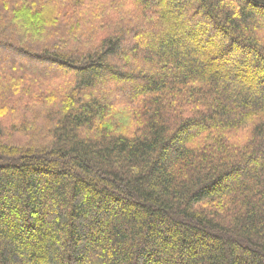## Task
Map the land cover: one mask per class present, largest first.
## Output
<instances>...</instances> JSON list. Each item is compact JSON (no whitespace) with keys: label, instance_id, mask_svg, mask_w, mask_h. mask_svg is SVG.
Segmentation results:
<instances>
[{"label":"trees","instance_id":"1","mask_svg":"<svg viewBox=\"0 0 264 264\" xmlns=\"http://www.w3.org/2000/svg\"><path fill=\"white\" fill-rule=\"evenodd\" d=\"M0 264H264V0H0Z\"/></svg>","mask_w":264,"mask_h":264}]
</instances>
